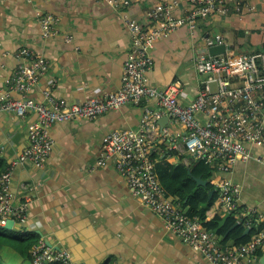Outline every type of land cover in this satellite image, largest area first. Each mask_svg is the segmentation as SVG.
<instances>
[{
  "label": "crops",
  "instance_id": "crops-1",
  "mask_svg": "<svg viewBox=\"0 0 264 264\" xmlns=\"http://www.w3.org/2000/svg\"><path fill=\"white\" fill-rule=\"evenodd\" d=\"M158 1L142 0L124 8L98 0H0V94L18 65L15 54L23 48L48 62L31 96L34 100H40L47 88L70 103L116 92L132 47L126 20L145 24L146 11ZM247 1L255 6L254 13L199 20L193 30L182 27L157 40L150 51L148 85L164 89L177 84L178 101L190 104L199 88L195 60L208 54L205 39L213 34H220L233 54L264 51V0ZM186 8L187 3L180 0L176 15L183 16ZM38 14L57 20L49 38L41 34ZM145 107L150 105H126L94 120L52 125L49 134L54 145L43 168L21 166L13 172L16 203L23 197L30 199L27 224L13 229L35 233L38 241L64 251L72 264H209L165 232L161 220L132 197L113 165L97 166L103 137L112 131L137 130ZM34 122L32 115L18 118L0 112L3 169L28 145ZM164 128L179 146L169 149L168 142L157 137L153 147L167 164L188 168L193 159L180 145L183 129L168 119ZM254 155L223 177L239 189L237 206L264 214V147ZM226 213L215 204L208 217ZM225 245L233 246L232 242ZM259 259H247L244 264H259Z\"/></svg>",
  "mask_w": 264,
  "mask_h": 264
},
{
  "label": "built area",
  "instance_id": "built-area-1",
  "mask_svg": "<svg viewBox=\"0 0 264 264\" xmlns=\"http://www.w3.org/2000/svg\"><path fill=\"white\" fill-rule=\"evenodd\" d=\"M99 1L110 7L128 8L142 0ZM184 1L187 10L183 16L176 15L180 0H159L146 11L145 24L127 19L132 47L123 62L120 88L82 103L57 98L49 88L41 92L40 100H34L31 96L45 76L48 62L27 48L16 52L18 65L6 90L0 94V112L18 118L32 115L35 122L29 129L28 145L0 174V227L7 220L14 222L13 228L27 224L30 199L23 197L16 203L11 189L12 175L21 166L43 168L54 145L49 134L52 125L94 120L126 105L147 104L150 107H145L137 130L112 131L103 137L97 166L113 165L132 197L161 220L165 232L209 264H244L247 259H257V252L264 250V214H258L254 208H245L239 215L254 217L263 228L245 245L222 246L196 216H188L178 202L166 195L156 174V160L152 154L158 151L152 140L160 137L161 141L168 142L169 149L179 146L168 129L157 123L167 117L168 122L183 129L180 145L185 152L215 170L218 177L212 184L218 196L216 205L230 214L236 210L240 192L223 176L230 174L237 163L251 161L255 151L264 147V51L233 54L226 50L213 57L198 55L195 71L199 76V88L188 105L178 101L177 84L164 89L148 85L146 74L153 60L150 51L157 40L167 38L182 27L193 30L199 20L240 18L256 10L247 0ZM56 22L52 15L38 14L44 38L52 35ZM223 41L220 34L205 39L207 49L225 45ZM250 225V220L245 222L247 228ZM30 257V264H72L64 251L48 248L42 240L32 247Z\"/></svg>",
  "mask_w": 264,
  "mask_h": 264
},
{
  "label": "trees",
  "instance_id": "trees-1",
  "mask_svg": "<svg viewBox=\"0 0 264 264\" xmlns=\"http://www.w3.org/2000/svg\"><path fill=\"white\" fill-rule=\"evenodd\" d=\"M172 153L174 152H169V154ZM152 156L156 160V174L166 195L178 202L188 216H196L202 227L217 237L220 245L223 246L227 242H232L234 247L245 245L263 228L254 217L240 216L239 213L245 207L236 205V210L230 212L224 225L215 232L222 218L214 214L208 217V212L218 201L216 192L211 199H208V193L214 190L211 181L218 177L215 170L203 160L193 159L187 168L182 164L177 166L167 164L159 152L153 153ZM187 169L190 170L191 175H188ZM4 170L0 163V174ZM192 177H200L207 181L206 186H197ZM249 220L251 225L247 228L245 222ZM246 229L249 232L244 235ZM37 242L38 236L25 231L24 228L7 231L0 227V264H17L18 260L19 264H30V252ZM7 250L10 253L8 256H6ZM261 255L262 251H258L257 257Z\"/></svg>",
  "mask_w": 264,
  "mask_h": 264
},
{
  "label": "water",
  "instance_id": "water-1",
  "mask_svg": "<svg viewBox=\"0 0 264 264\" xmlns=\"http://www.w3.org/2000/svg\"><path fill=\"white\" fill-rule=\"evenodd\" d=\"M226 50H229L228 46H225V45H219V46H215V47H212L209 49V52H208V55L213 57V56H217V55H221L223 54ZM167 123V117H162L161 119L158 120V125L160 127H164V125H166ZM188 175H191L190 171L188 170ZM193 180L196 182L197 186H201V187H204L206 186L207 184V181L205 180H202L200 177H192ZM214 190L210 191L208 193V199H211V197L214 195ZM229 214H225L219 224H218V227L217 229L215 230V232L220 229L224 223H225V220L228 218ZM13 224L14 222L12 220H7L5 222V224L3 226H1L2 229L4 230H7V231H11L13 229ZM249 230L246 229L245 232H244V235L248 234ZM45 245L48 247V248H51L52 246L47 242L45 241L44 242ZM53 248V247H52ZM54 250H58V248H53ZM259 264H264V252L262 253L260 259H259Z\"/></svg>",
  "mask_w": 264,
  "mask_h": 264
},
{
  "label": "rangeland",
  "instance_id": "rangeland-1",
  "mask_svg": "<svg viewBox=\"0 0 264 264\" xmlns=\"http://www.w3.org/2000/svg\"><path fill=\"white\" fill-rule=\"evenodd\" d=\"M98 1H99V0H98ZM188 155H189V154H188ZM8 254H10V253H9V250L6 251V256H8Z\"/></svg>",
  "mask_w": 264,
  "mask_h": 264
}]
</instances>
